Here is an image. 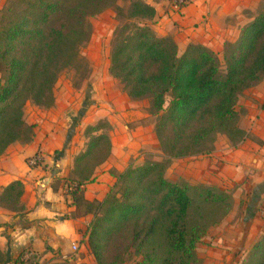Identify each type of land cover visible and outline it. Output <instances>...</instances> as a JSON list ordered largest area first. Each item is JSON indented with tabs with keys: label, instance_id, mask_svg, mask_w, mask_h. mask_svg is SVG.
I'll return each mask as SVG.
<instances>
[{
	"label": "trees",
	"instance_id": "obj_1",
	"mask_svg": "<svg viewBox=\"0 0 264 264\" xmlns=\"http://www.w3.org/2000/svg\"><path fill=\"white\" fill-rule=\"evenodd\" d=\"M7 0L0 10V156L17 142L30 141L33 127L24 119L28 102L50 109L59 75L80 62L88 20L112 9L121 26L116 31L110 72L134 101L150 98L157 116L155 133L163 162L129 166L101 204H87L95 218L88 244L96 264H198L197 245L228 199L215 188L178 184L165 177L174 160L213 152L220 135L233 145L245 133L237 110L239 97L264 77V6L242 28L236 43L219 56L202 45L184 52L170 37L159 38L147 24L155 9L142 0ZM108 124L89 126L86 150L75 160L71 193L84 203L81 186L111 155ZM68 183H66L67 185ZM23 185L15 182L0 197L22 210ZM12 204V205H11ZM34 264V256L28 263ZM6 261L0 250V264ZM50 264H70L68 261ZM242 264H264V236Z\"/></svg>",
	"mask_w": 264,
	"mask_h": 264
},
{
	"label": "crops",
	"instance_id": "obj_2",
	"mask_svg": "<svg viewBox=\"0 0 264 264\" xmlns=\"http://www.w3.org/2000/svg\"><path fill=\"white\" fill-rule=\"evenodd\" d=\"M6 1L0 0V10ZM146 3L156 11L151 28L157 37L172 38L183 52L195 44L218 56L227 44L236 43L242 28L256 17V9L264 6V0H191L182 11H176L169 0ZM96 100L94 117L108 124L111 155L81 186V205L66 188V183H74L76 158L86 150L77 147L74 139L77 101H59L51 109L35 106L31 114L25 111V122L33 127L31 140L14 143L0 156V197L13 183L23 185L22 210L0 201L4 264H22L19 256L25 251L33 253L36 264H96L88 244L95 214L87 204L103 203L129 164L138 158L140 162L141 154L153 147L150 144H159L155 131L152 137L143 126L149 115L139 109V100L122 94L118 98L97 95ZM237 110L245 133L240 143L233 145L220 135L210 154L172 163L185 162V172L193 177H189L191 185L215 188L229 196L230 210L215 226L214 234L225 254L233 255L249 251L264 236V77L241 94ZM38 151L43 154V164L32 168L27 160ZM74 244L79 247L77 253L72 250ZM72 255L80 257L73 262Z\"/></svg>",
	"mask_w": 264,
	"mask_h": 264
},
{
	"label": "rangeland",
	"instance_id": "obj_3",
	"mask_svg": "<svg viewBox=\"0 0 264 264\" xmlns=\"http://www.w3.org/2000/svg\"><path fill=\"white\" fill-rule=\"evenodd\" d=\"M142 1L146 3V0ZM117 3L126 8L129 7L128 0H119ZM262 9L263 7L256 9L257 15ZM147 24L151 26V21H148ZM119 26H121V23L117 20L116 14L112 9H106L102 13L91 17L88 20L89 35L80 47V62L63 71L59 75L58 81L54 87L55 104L59 101L66 103L73 99L77 101L76 111L73 113V115L78 118V123L74 127V139L76 141V146L79 148L82 147L84 149L85 146L86 149L88 138L85 135V131L87 127L96 126L101 122L105 123L103 122L104 120L98 121L95 120L94 117L95 109L98 106L94 104L97 101V95L112 94L118 98L122 94L130 98L124 84L110 72L111 53L115 34ZM180 51L183 52V49H180ZM223 56L224 53L219 56V59L224 69ZM1 78L2 76L0 74V82ZM139 101V109L143 113L149 115L143 126L150 131L152 137L153 135L155 137L156 135L153 127L156 125L157 116L151 108V100L150 98H144ZM35 106L36 105L32 102H28L24 108V114L25 111H29V114H31ZM129 127L135 128V125L129 124ZM103 132L106 133L107 128H105ZM150 145L151 147L153 146L151 150L141 154L144 158L140 162L137 161L139 160L138 158L131 162L129 166H141L147 162H163L165 158L161 151L160 144L154 142V145ZM172 163L169 166L170 169H167L165 177L174 183L189 184V177L191 176L185 172L187 169L185 162L177 161L174 162V164ZM189 185H191V183ZM191 186L195 187V185ZM229 210L230 200L228 198L226 204L218 211L216 218L218 219L221 216V218H223ZM214 228L215 226H210L207 235L197 245L196 255L198 264H242L251 249L249 251L246 250L245 253L238 252L235 255L225 254V247L217 245ZM79 257L80 256L72 255L70 259L76 262ZM138 261H140V258L131 252L126 256L124 264H137Z\"/></svg>",
	"mask_w": 264,
	"mask_h": 264
},
{
	"label": "built area",
	"instance_id": "obj_4",
	"mask_svg": "<svg viewBox=\"0 0 264 264\" xmlns=\"http://www.w3.org/2000/svg\"><path fill=\"white\" fill-rule=\"evenodd\" d=\"M169 2H170V5L173 7L174 10L182 11L185 7H187L189 5L191 0H169ZM27 163L32 168H36V167L41 166L43 164L42 152L38 151L33 157H31L27 160ZM66 188H67V192L69 194H71L72 192H74L78 188V185L76 183H68L66 185ZM262 213L264 216V209H263ZM72 250L77 253L79 251L78 245L74 244L72 247ZM33 256L34 255L31 251H25L24 255L22 257V261L24 263H28ZM33 262H34V264H36L35 260H33Z\"/></svg>",
	"mask_w": 264,
	"mask_h": 264
}]
</instances>
